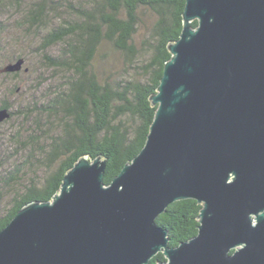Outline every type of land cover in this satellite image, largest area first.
<instances>
[{"label": "water", "instance_id": "95a60500", "mask_svg": "<svg viewBox=\"0 0 264 264\" xmlns=\"http://www.w3.org/2000/svg\"><path fill=\"white\" fill-rule=\"evenodd\" d=\"M183 18L140 154L109 186L82 158L0 232V264H264V0H186ZM185 200L199 232L171 248L156 221Z\"/></svg>", "mask_w": 264, "mask_h": 264}, {"label": "trees", "instance_id": "16d2710c", "mask_svg": "<svg viewBox=\"0 0 264 264\" xmlns=\"http://www.w3.org/2000/svg\"><path fill=\"white\" fill-rule=\"evenodd\" d=\"M185 6L186 0H0V26L5 16H17L13 27L25 41L35 42L36 55L65 72L62 88L28 111V116L58 123L53 134L46 135L51 139L45 154L32 149L40 140L31 136L28 158L7 173L5 185L19 188L9 198L0 192V232L31 203L51 202L82 158L106 161L104 183L109 186L140 154L157 110L151 98L172 58L170 45L182 34ZM61 7L64 23L55 25L61 20L57 16ZM147 12L154 22L138 43L141 17ZM192 26L197 28L198 22ZM54 46H61L58 57L48 54ZM109 51L123 57V69L115 68ZM2 76L17 81L20 72ZM0 109L10 112L6 123L16 118L17 112L8 105ZM35 156L44 171L36 181L25 175ZM201 210L195 200L178 201L158 217L156 223L168 231L171 248L198 235ZM166 261L159 253L150 264Z\"/></svg>", "mask_w": 264, "mask_h": 264}, {"label": "rangeland", "instance_id": "374dc122", "mask_svg": "<svg viewBox=\"0 0 264 264\" xmlns=\"http://www.w3.org/2000/svg\"><path fill=\"white\" fill-rule=\"evenodd\" d=\"M64 15L65 12L62 9L60 14H57L58 19L61 20L55 22V25L64 23L62 18ZM141 18L144 25L139 30L136 39L138 43L147 37L154 22V17L150 12L142 15ZM16 19L17 16L14 15L5 16L2 19L4 24L0 26V38H2V42H0V84L3 85V88H0V106L6 104L17 112L16 118L10 123L5 122L0 125V192L5 198H9L12 191L19 188L16 185L7 187L5 177L11 169L28 158L32 145L29 142L30 137L35 136L40 140L39 144H35L32 149L40 154H45L51 139L50 136L46 135H52L58 123H47L45 119L42 120L39 116H28L29 109L41 106L49 96L58 92L65 79V72L60 69H53L46 64L44 58L36 55L35 42L25 41L20 31L13 27ZM60 50L61 46H54L48 54L52 57H58ZM109 54L112 55V60H116L115 68L117 70L123 69V57L121 55L113 56L112 51H109ZM20 55L25 60L23 70L20 72V79L14 81L4 78L2 76L4 67L16 63L20 59ZM14 87L19 89L15 93L12 92ZM28 106L30 108L25 109ZM25 114L27 115L26 118ZM42 166L39 156H35L27 165L26 170L29 169V171L25 175L28 176V180L42 179L44 175Z\"/></svg>", "mask_w": 264, "mask_h": 264}]
</instances>
